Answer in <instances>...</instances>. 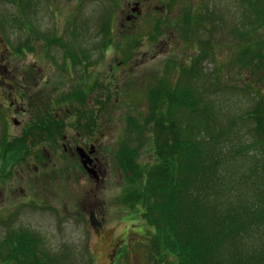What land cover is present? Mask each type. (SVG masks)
Instances as JSON below:
<instances>
[{
	"label": "rangeland",
	"instance_id": "rangeland-1",
	"mask_svg": "<svg viewBox=\"0 0 264 264\" xmlns=\"http://www.w3.org/2000/svg\"><path fill=\"white\" fill-rule=\"evenodd\" d=\"M133 1L0 0V79L5 80V87H0V263L11 252L9 241L17 231L32 233L36 247L44 245L45 254L56 255L48 263V257L40 254L43 261L36 258L33 264L173 263L153 241V224L146 221L142 205L134 207L137 197L117 163L121 143H130L133 123L138 126L135 131L146 128L145 138L153 140L142 123L148 117L141 115L148 110L142 89L155 77L170 76L173 81L177 73L165 72L170 62L189 67L196 57L204 56L197 67L210 77L224 68L231 93L222 96L223 117L217 127L225 128L234 120L225 129L226 141L240 145L239 136L252 128L258 139L264 137V125L257 128L255 118L237 119L253 107V91L264 96V58L247 64L257 56L248 42L253 37L262 40L251 32L254 22L264 17L262 6H258L259 19L244 21L250 23L249 30L239 36L234 32L239 14L249 16L238 10L237 0H135L139 6L145 2L143 11L128 19V14H136L131 11ZM101 19H107L101 31L111 38L110 54L93 49L102 44ZM15 81L24 85L23 100L18 90L10 99L6 96ZM39 82L30 98L29 91ZM50 95L57 98L55 103L65 102L63 114L74 117H51L50 110L54 115L59 107L51 106ZM4 100H17L19 106H6ZM23 109L25 114L19 113ZM44 112L51 117L54 136L38 131L26 135L30 122ZM233 133H238L237 141L230 137ZM63 134L80 146L87 140L96 147L98 182L82 169L77 157L61 153ZM146 144L131 145L137 149L135 160L154 159L151 141L150 153Z\"/></svg>",
	"mask_w": 264,
	"mask_h": 264
},
{
	"label": "trees",
	"instance_id": "trees-1",
	"mask_svg": "<svg viewBox=\"0 0 264 264\" xmlns=\"http://www.w3.org/2000/svg\"><path fill=\"white\" fill-rule=\"evenodd\" d=\"M201 57L188 68L168 64L165 72L177 73L172 83L170 76L155 77L142 89L148 107L142 123L153 140L145 138L146 128L135 131L133 123L130 143H121L117 163L137 197L134 207L143 206L154 227L153 241L172 264H264V137L258 139L252 128L239 136L241 145L226 141L225 129L234 120L222 129L217 120L223 117L222 96L231 92L220 69L201 81ZM252 95L253 107L237 119L255 118L262 128L264 96ZM237 134L230 137L237 141ZM150 141L154 159L135 160L137 149L131 145L147 143L150 153ZM34 243L30 233L17 231L1 261L33 264Z\"/></svg>",
	"mask_w": 264,
	"mask_h": 264
},
{
	"label": "flooded vegetation",
	"instance_id": "flooded-vegetation-1",
	"mask_svg": "<svg viewBox=\"0 0 264 264\" xmlns=\"http://www.w3.org/2000/svg\"><path fill=\"white\" fill-rule=\"evenodd\" d=\"M250 4H249V6H248V4H245V7L246 8H244V11H245V13H246V16L248 15L249 16V18L247 19H245L244 18V21L245 22H247V21H251L254 17H255V20L257 19V17H258V6H262V8H263V10H264V0H260V2L259 3H257L258 2V0H250ZM139 3L140 2H136L135 4H134V6H136V7H132V9H131V11H135L136 13H140L141 11V8L139 7ZM237 4H238V10H241L242 9V3H241V0H239L238 2H237ZM257 8V9H254V8ZM248 13V14H247ZM239 16H241L240 18H239V20L242 22V13H240L239 14ZM128 19H133V18H135L136 17V14H132V13H130V14H128ZM239 21V22H240ZM238 22V23H239ZM237 23V28H236V30H234V32L236 33V32H239L237 29L238 28H241V24H238ZM250 24V23H249ZM249 24H246L245 23V27L248 29V27H249ZM251 27H254V29L253 30H251V32L252 33H256V34H260V36L262 37V39L264 40V17H263V20H260V22H254V24L251 26ZM255 34V35H256ZM237 35H239V36H241V33H237ZM254 39H256V37H253ZM252 40V42H250V44L248 45V47L250 46V45H252L253 46V52L257 55V53H258V50H257V48H258V46L256 45V41L255 40ZM236 52H237V50H236ZM261 52L263 53L264 51H262L261 50ZM4 71H6V69L4 70ZM40 80L41 81H43L42 80V78H40ZM10 104H11V106H14V107H17L18 106V102L16 101L15 102V104H14V101H12V102H10ZM26 110H22V111H19V113H21V114H24V112H25ZM56 115H59L60 113H58V112H56L55 113ZM64 115H67L66 113H64ZM68 116H72V117H74V115H72V113L70 114V115H68ZM74 121H72V123H73ZM15 123L17 124V125H19L20 126V124H19V122L18 121H15ZM72 123L70 124V126L72 125ZM37 131L38 132H46L45 131V129H44V127L40 130V129H37ZM62 138H63V141H62V154H65V153H70L71 155H73L74 157H77V150H81V154L83 155V157H84V161L85 162H87V165L84 167V169L87 171V172H94V171H96V174H97V176H100L99 175V167H100V162H99V159L97 158V149H96V147H94V145L93 144H91V143H89L87 140H83V146H80L78 143H75V141L73 142V139L70 137V135L69 134H63V136H62ZM79 139H80V137H79ZM75 140V139H74ZM87 142L89 143V144H87ZM78 158V160L79 161H81V159H80V157H77ZM96 182H98V181H96Z\"/></svg>",
	"mask_w": 264,
	"mask_h": 264
}]
</instances>
